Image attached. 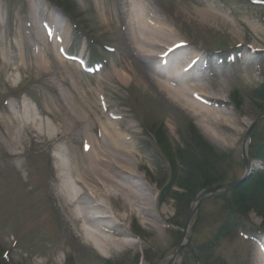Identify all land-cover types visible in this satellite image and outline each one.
I'll list each match as a JSON object with an SVG mask.
<instances>
[{
  "label": "rangeland",
  "instance_id": "1",
  "mask_svg": "<svg viewBox=\"0 0 264 264\" xmlns=\"http://www.w3.org/2000/svg\"><path fill=\"white\" fill-rule=\"evenodd\" d=\"M137 4L146 5L151 15L161 14L172 24L174 34L203 55L210 91L225 88L231 117L244 122L236 136L221 134L229 138L227 144L210 141L196 119L153 90L141 73L126 70V65L134 66V60L127 58L123 47L120 18L138 15L129 13ZM204 8L218 13L228 26L199 22L195 11ZM53 32L64 33L61 59L69 70L59 65L55 55L49 58L44 53L43 57L41 46L32 38L41 34L46 37L44 49H54ZM23 37L27 40V45H21L24 55L17 51ZM1 54L11 67L0 65V253L13 264H101L97 257L122 264H169L181 242L184 246L173 264H184L182 251L208 244L227 216L214 197L228 191L202 199L189 223L203 190L198 191L177 216L175 201L160 199L161 184L168 180L162 169L167 173L169 169L163 149L159 153L150 134L154 127L162 125L178 145L180 129L191 122L207 143L227 157L212 174L224 177L222 188L247 173L244 153L250 176L264 173L262 164L253 158L264 136V9L254 0H0ZM115 71L126 74L128 82L113 76ZM96 92L101 98L91 117H125L119 126H134L129 142L140 164L135 165L140 180L128 181L140 193L152 191L154 199L151 218L137 212L123 222L133 242L113 249L111 258H103L85 242L79 223L71 219L77 204L68 205L60 196L59 174L72 165L81 145L77 136L62 138L61 131L53 137L59 126L46 113L56 106L57 95L70 101V97ZM9 115L16 123H33L34 128H28L23 141L14 146L9 144L7 129L16 124ZM33 130L35 141L28 136ZM91 133L100 135L97 121ZM107 209L120 214V202L110 203ZM244 217L250 229L264 225V213L255 209H248ZM260 252L264 255V232L240 233L199 258L208 264H264Z\"/></svg>",
  "mask_w": 264,
  "mask_h": 264
},
{
  "label": "bare ground",
  "instance_id": "2",
  "mask_svg": "<svg viewBox=\"0 0 264 264\" xmlns=\"http://www.w3.org/2000/svg\"><path fill=\"white\" fill-rule=\"evenodd\" d=\"M145 9L146 5L137 4L129 13L138 15L129 16V19L120 18L123 47L127 50V58L134 60V66L126 65V70L128 73H141L153 90L187 116L196 119L197 125L210 141L227 144L229 138H222L221 134L236 136L244 122L231 117L225 88L210 91L204 79L206 71L203 55L197 50L192 51L186 40L174 34L172 24L161 14L153 12L154 15H151ZM142 12L147 14L139 15ZM195 14L196 19L203 24L222 23L228 26L218 13L209 8L195 11ZM32 38L41 46L43 57L44 53L49 58L56 56L59 65L69 70V66L61 59L65 47L64 33H51L54 49H44L46 37L41 34L37 33ZM22 40L17 51L24 55L26 53L21 45H27V40L24 37ZM2 55L0 65L10 68L6 55ZM20 67L26 69L24 65ZM113 76L122 83L128 82V76L120 71H115ZM97 97L96 92L93 95L70 97L68 101L57 95L56 106L46 113L59 126L53 137L61 131L62 138L77 136L81 145L72 165L63 168L65 173L59 174L62 180L60 196L68 205L77 204V212H71V219L79 223L85 242L103 258H111L113 249L127 247L133 242L132 235L123 229V222L137 212L151 218L150 206L154 199L152 191L147 189L145 193H140L128 181L130 178L140 180L135 169V165L138 167L140 164L130 151L129 138L132 137L130 132L134 126L129 125L126 129L120 127L119 124L126 121L125 117L116 119L102 114L91 117L101 98ZM9 119L16 124V127L7 129L9 144L14 146L23 141L28 128H34L33 123L28 121L16 123L13 115H9ZM96 121L100 135L94 136L91 132ZM34 133V130L28 133L31 141L36 139ZM113 202H120V214L107 209ZM260 254L263 261L264 255Z\"/></svg>",
  "mask_w": 264,
  "mask_h": 264
},
{
  "label": "trees",
  "instance_id": "3",
  "mask_svg": "<svg viewBox=\"0 0 264 264\" xmlns=\"http://www.w3.org/2000/svg\"><path fill=\"white\" fill-rule=\"evenodd\" d=\"M255 3L264 9V0H254ZM60 6V4H57ZM62 8V7H61ZM67 16L69 12L65 10ZM262 101L264 98L262 96ZM264 112V108L262 110ZM158 146V151H164L169 172L162 169V173L167 174L168 180L161 184L160 199L163 203L167 200H174L176 203L177 216L186 208L188 202L198 191L212 188H222L225 181L224 177L212 176L215 167L226 159V155L219 153L209 143H207L198 133L197 129L190 122L183 125L179 131L180 144H174L163 126L155 127L150 132ZM161 151H159L160 153ZM253 158L258 160L264 167V136L258 142V146L253 151ZM160 161L159 159H157ZM159 167L160 163L156 162ZM162 168V167H160ZM159 169V168H158ZM214 177V178H213ZM264 182V173L254 172L250 179L240 186L229 190L227 193L215 196V200L222 203L223 210L227 213L225 221L216 230L214 237L208 244L200 246L196 250L182 251L184 264H208L199 258L202 253H209L220 246L224 240L234 239L240 233L256 234L264 232V225L259 228L250 229L244 221L246 211L255 209L259 213H264V193L261 186ZM184 192L180 193L178 190ZM194 194V195H193ZM101 264H122V262H113L107 259L97 257ZM188 262V263H187ZM0 264H13L8 256L0 253Z\"/></svg>",
  "mask_w": 264,
  "mask_h": 264
},
{
  "label": "water",
  "instance_id": "4",
  "mask_svg": "<svg viewBox=\"0 0 264 264\" xmlns=\"http://www.w3.org/2000/svg\"><path fill=\"white\" fill-rule=\"evenodd\" d=\"M254 126L255 125H253L251 127V129L248 131L247 136H246L247 138L250 136V134H251L252 129L254 128ZM243 159H244V162L246 164L247 170L249 171V169H248L249 168L248 159H247L245 153H244ZM248 171H247V173L244 174V176L242 178H240L239 180H237V181H235V182L227 185L226 187L206 189V190H203L202 192H200V195H199L197 204H196L195 208L192 210V212L189 215V223L191 222L193 215L197 211L198 206L201 203L202 199H204L205 197L210 196V195L227 192V191L232 190V189L240 186L241 184L247 182L249 180V178H250V174H249ZM186 233L187 232L184 233V239L186 238ZM183 246H184V242H181L180 245L178 246L175 254L172 257V260L169 262V264H173L174 263V261L176 260V258L178 256L179 251L183 248Z\"/></svg>",
  "mask_w": 264,
  "mask_h": 264
}]
</instances>
